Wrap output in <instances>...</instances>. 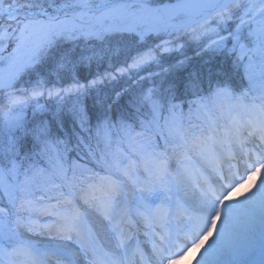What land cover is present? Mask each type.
<instances>
[{"label": "rangeland", "instance_id": "374dc122", "mask_svg": "<svg viewBox=\"0 0 264 264\" xmlns=\"http://www.w3.org/2000/svg\"><path fill=\"white\" fill-rule=\"evenodd\" d=\"M250 1L253 2L250 4ZM35 2L38 4L37 8L34 7ZM101 2L102 0H0V84L5 79L4 71L9 64L11 65V60L20 51L21 53L16 57L8 80L13 77L17 79L20 75L18 74L19 70L28 72L33 68L35 60L46 54L48 57L55 56L59 65H66L69 59L65 55H57L56 51L54 54L51 50L55 46L54 43L60 39L71 37L90 39L92 41L91 47L94 49L93 53H95V51L101 52L103 50L104 43L110 41L106 40L112 38L115 31L140 32L144 37L157 34L165 37V39H171L173 38L172 35L177 33H184L192 39L201 37L192 45L193 48L191 49H194L203 47L204 40L212 39V31H217L211 27L209 21H201L196 25H191L195 21L163 22L160 15L141 7L128 8L123 14L108 10L101 11L98 7L99 4H102ZM117 2L122 4L121 1ZM217 2L218 0H173L172 4H168L166 10L168 15H174L196 10L200 7H211ZM239 5L240 17L235 16L233 22L234 44L239 41V36L251 37L255 32L260 42L259 46L263 47L264 0H239ZM124 6L117 8H124ZM49 8L51 10L47 12L46 10ZM66 12L69 16L62 18ZM57 16L60 17L59 20L48 23ZM226 24L229 25L228 22ZM46 27L49 29L48 38L50 39L36 53L34 52L38 47L32 52H28L27 50L32 48L35 43L43 39ZM200 27L202 30L198 29ZM97 35L101 36L91 38ZM117 36L120 35H115V37ZM129 45L132 44L129 42L126 47ZM168 45H170L169 42ZM173 46L177 47L174 44ZM160 47L171 49V45L167 46L165 41L159 43L157 48ZM211 47L218 49L221 45L213 42ZM250 48L253 50L254 46ZM144 60L145 57H142L134 61L132 66L138 69L144 65ZM136 96V93L132 94V98ZM139 100L141 99L139 98ZM251 106L258 109V106L251 102L239 101L234 109L229 108L226 113L217 112L211 118L193 120L186 128L188 133L186 138L182 140L173 138L166 148L157 154L143 146V141L148 138L145 132L138 133L140 141L137 140L136 143L129 146L130 154L127 157H125L122 148H114L115 170L122 178L121 185L122 188H125V194L123 192L117 193L111 190V187H106L105 189H108L105 192L107 195L102 198L85 199L83 194L88 191V183L96 172L84 173L73 178L67 191L64 192L65 195L63 193L65 197L70 199V202L63 199L59 203L55 199V202L48 203L41 199L42 195L34 194L33 198L36 200H34L33 210L28 211L18 205L15 207V211L9 214L12 216L14 225V231H11L13 232L12 241L10 242L12 248L6 247L0 241V264H24V250L29 247L25 240L28 239L25 230L33 227H39L42 230L47 229L55 224H60L59 219H61V223L62 221L70 222L74 227L68 234V238L76 246L80 245L84 249L86 254L84 253L82 264H88V259L91 260V264H101L102 261L98 260L96 255L91 256L89 251L93 249L90 245V229L96 234H104V238L107 240V250L111 255L118 256L122 251L116 247L122 246L121 248H124L130 246L131 243L129 238L127 241L126 239L123 240V244H118L112 239V236H117V232L119 233L120 230L122 233L131 230L127 222H117L118 217L126 211V217L133 216L136 220L149 218L153 221H156L162 209H166L169 215L177 211L184 212V216H178L174 221L178 224L179 233L177 237L182 234L185 242H183L181 249L167 253L168 264H207L211 261L209 257H205L210 256V254H206L207 251L209 253L216 252L220 247V245H215L218 242L217 238H222L226 243H222L224 249L229 247V244L231 247L236 246L239 239L234 233H237L238 229L248 230L256 226L258 217L255 214L258 209L261 210L264 204V141L253 136V130L252 133L245 132L253 125L251 122H245V125L238 122L240 118L239 109L247 111ZM38 109L40 107H37V103H28L5 109L4 111L7 113H0V121H2L0 122V130L4 132L7 139L11 140L12 145H15L17 133L29 131L28 128L35 126L25 121L26 117L22 111L30 110L35 117L33 110ZM260 111L264 119V109ZM104 125L105 122H101V126ZM103 129L105 128L103 127ZM233 130L236 131L238 138V142L234 143L235 146L257 158L248 171L241 175L240 179L234 182L230 181L228 185L218 188L209 178L205 167L216 155L218 139L226 138ZM260 135L264 138L262 133ZM231 144H233L232 141H223L219 147L221 150H226ZM97 151L100 149L97 148ZM104 159L107 162L105 155ZM108 174L99 177L104 179ZM197 185H199L201 193L205 192V186L212 187L216 194L221 195L220 199L214 200L208 196H201L202 199L198 196L193 202L189 201V192L194 190ZM5 187L9 190V198H14L15 192L13 193L12 188ZM177 191L184 196V200H188L186 202L188 205H186L190 209L178 198ZM230 191L232 192L229 198H232V206L235 205V208L225 207L227 206L226 202L231 203L230 199L225 200L223 210L228 216H221L223 213H221L219 205H222V199ZM128 193H130L131 198L135 197L131 206H129ZM25 197L29 198L28 196ZM204 200L210 201L211 207L206 210H199L198 204ZM0 212H2L1 209ZM207 213L210 215L209 217L206 216ZM6 215H8L7 211ZM203 217L207 219L204 224L200 222ZM192 218L199 221L198 224ZM169 219L168 224L171 225V217ZM189 222L194 225L193 237L196 242L194 245H191L186 238L190 227ZM105 224L108 225L106 231L102 227ZM122 226H126V228ZM1 227H3L2 220H0ZM5 228H1L0 233L6 232L11 239L12 234L8 232L9 228ZM18 233L21 235V241L19 238H15ZM169 242L170 238H168L167 243ZM199 244H204L203 252L193 249ZM208 248L210 249L207 250ZM221 249L223 250V248ZM150 250L153 251V248ZM32 251L36 259L41 260L47 257L50 248L49 245L44 244L41 247L32 248ZM60 251L64 252L70 259L74 254L70 247L61 248ZM6 255L10 256L7 257ZM66 260L68 259L66 258ZM67 262L71 264V261ZM252 264H264V243Z\"/></svg>", "mask_w": 264, "mask_h": 264}, {"label": "trees", "instance_id": "16d2710c", "mask_svg": "<svg viewBox=\"0 0 264 264\" xmlns=\"http://www.w3.org/2000/svg\"><path fill=\"white\" fill-rule=\"evenodd\" d=\"M108 1L111 0H102L101 3ZM117 1L125 4L128 0ZM168 1L171 0L156 2ZM34 5L37 8L36 2ZM233 11V6H229L218 13V16L223 20ZM234 14L240 17L239 9H236ZM230 21L234 22L233 19ZM232 30V26L224 25L217 37L221 47L213 52L205 48L200 50L201 52L180 47V50L174 47L172 52H159V49H156L158 54L154 61H158V64L154 65L151 62L147 69L137 73L128 72L129 75L124 73L118 75V72H114V68L117 69L118 64L122 63L121 58L146 52L149 44L162 43L165 39L163 36L149 35L147 38L139 39L140 36L132 33L117 37L113 35L106 40L110 41L104 43L103 50L95 53L89 42L85 44L78 39L55 45L51 50L54 54L56 51L57 55H65L69 59L66 65H59L55 56L43 55L38 59L39 62H35L34 69L20 77L21 83H13L8 91L0 93V113L16 103L20 105L33 103L30 101L35 98H31L33 95L29 94H35L43 99L47 97L49 101V103H46L47 100L44 101L45 104H42L40 109L33 110L35 117L30 110L22 111L26 117L25 121L35 126L28 128L29 131L17 133L15 145H12L11 140L0 130V166L6 169L20 165L30 169L31 163L38 164L41 158H38L36 149L39 142L43 141L42 139L39 141V136L44 134L41 131L37 134L36 131L39 125L41 128V125L46 124L49 127H44L52 132L51 135L54 134V138H65L70 143L67 144L70 145L68 147L70 150L66 159L82 162L79 152H85V146L78 141L89 140L90 133L96 130V121L103 119L102 116L113 118L114 121L120 119L126 122L128 119L136 123L137 120L134 119L136 117L133 116L136 112L130 114V106L143 94L145 96L141 100L145 102H169L173 107L186 108L189 115L193 114L191 112L193 104L198 101L209 102L222 91H230L236 97L244 98L256 95L264 100V49L258 47L254 35L245 38L239 36V41L234 44L235 33ZM176 40L184 44L183 36L171 38V42L176 43ZM129 42L132 45L126 47ZM251 46L255 48L251 50ZM149 71L153 74L155 71L157 73L163 71L164 77L161 81L154 80V83H148ZM72 76L77 78L74 81L76 83H64ZM38 80L42 83H34ZM49 81L60 83H48ZM133 93L137 95L134 98ZM78 105L85 112L84 123L81 125L78 124V116L75 115ZM99 132L98 128L94 134L100 135ZM35 168L33 166L30 169L29 175Z\"/></svg>", "mask_w": 264, "mask_h": 264}, {"label": "bare ground", "instance_id": "6f19581e", "mask_svg": "<svg viewBox=\"0 0 264 264\" xmlns=\"http://www.w3.org/2000/svg\"><path fill=\"white\" fill-rule=\"evenodd\" d=\"M252 104H255L254 102H251ZM239 120L240 123L244 124L245 122H248L251 118V123H254V126H256V119L260 123L261 126L264 127V119L262 117L261 111L257 109L255 106H251L249 110H241L239 113ZM245 125V124H244ZM246 133H249L250 131L245 130ZM227 139V140H226ZM232 141L233 144H231L226 150H221L220 143L223 141ZM238 142L237 133L236 131H232L228 134V136L224 139H218L217 142V152L214 156L213 160L209 162L205 170L206 172L211 176L212 180L215 182V184H219V174H224L226 177L234 176L235 174H239L245 171V169L248 168V166L252 163V160L254 159L248 152L238 148L235 146L234 143ZM235 164L237 166H235ZM94 178H98L97 175ZM94 178L91 180V182L88 184V186L91 187L90 191L86 192L83 196L85 199H93L96 198H102L104 195H106L105 192L108 191V189H105L106 187L109 188L111 186V190L119 193L122 190H118L119 187L117 185V182H108L107 180H94ZM230 180V179H229ZM111 181V180H110ZM129 219L126 217V212L121 214L118 218V220H125ZM150 219L142 218L140 220L131 221L130 224L133 228V235L138 236V242L136 248L131 247L129 248V251L123 252L125 256H118L116 258H113L109 254L103 255L104 264H165L164 262V253L167 249L166 246L160 245V242L156 239V237L160 234L158 231H156L153 228V223L150 222ZM61 229L63 231H66L69 229V225L66 222L61 223ZM105 227V226H104ZM57 226H52L47 229H40L37 228L35 230H28L25 231L26 236L28 237L30 243L35 246H42L44 244L49 245L51 248H63V247H70L74 249V260L75 261H82L83 255L81 251L72 245L68 240L67 237L62 234V230ZM60 232V233H59ZM163 233L165 234H172V228L166 227L163 230ZM91 238L95 240L94 235H91ZM153 239H156L154 241ZM153 240L155 244V248L153 251L148 250V243ZM72 245V246H71ZM170 246L175 247V242L171 243ZM145 247V251L142 250V248ZM50 254V253H49ZM59 254V253H58ZM60 255L57 256V254H50L47 258L42 259L41 261H38L33 256L32 252L30 250H26L25 252V262L26 264H58ZM34 262V263H33ZM148 262V263H147Z\"/></svg>", "mask_w": 264, "mask_h": 264}, {"label": "water", "instance_id": "95a60500", "mask_svg": "<svg viewBox=\"0 0 264 264\" xmlns=\"http://www.w3.org/2000/svg\"><path fill=\"white\" fill-rule=\"evenodd\" d=\"M218 6H219V5H217L216 7H218ZM216 7H215V8H216Z\"/></svg>", "mask_w": 264, "mask_h": 264}]
</instances>
